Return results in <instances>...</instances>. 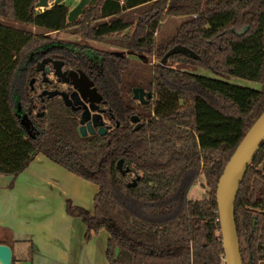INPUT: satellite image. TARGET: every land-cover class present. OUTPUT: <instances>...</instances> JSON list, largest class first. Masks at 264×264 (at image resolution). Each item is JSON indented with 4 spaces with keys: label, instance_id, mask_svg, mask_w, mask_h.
<instances>
[{
    "label": "trees",
    "instance_id": "1",
    "mask_svg": "<svg viewBox=\"0 0 264 264\" xmlns=\"http://www.w3.org/2000/svg\"><path fill=\"white\" fill-rule=\"evenodd\" d=\"M38 2L0 0V18L107 43L141 61L157 55L165 63L264 86V0H99L72 23L68 6L38 12ZM166 17L185 21L158 43ZM44 51H52L49 38L0 24V175L17 178L42 154L97 185L93 213L70 200L66 211L85 224L88 241L107 231L109 264H224L217 186L264 113V91L161 64L145 78L126 56L66 53L60 58L95 82L120 125L105 136L82 137L81 112L47 98L29 115L30 131L17 109L27 113L31 107V58ZM137 87L153 91L155 101L138 104ZM120 160L136 175L133 180L119 171ZM201 177L208 193L191 200ZM235 220L243 264H263L264 146L240 186Z\"/></svg>",
    "mask_w": 264,
    "mask_h": 264
},
{
    "label": "rangeland",
    "instance_id": "2",
    "mask_svg": "<svg viewBox=\"0 0 264 264\" xmlns=\"http://www.w3.org/2000/svg\"><path fill=\"white\" fill-rule=\"evenodd\" d=\"M79 2L80 0H64L63 4L68 6L70 10H72L73 8L77 6V4H79ZM45 10L46 9L37 8L38 12H43ZM184 21H185L184 17H166V19L161 24V27L158 32V36L156 37V41L160 43L162 40L174 36ZM0 24L7 25V26L17 28V29H22L25 31H29L35 34L36 36H45L50 39L51 44L52 43L78 44L81 46L85 45V46L92 47V48L99 49V50L115 51V52L123 53V55L126 56L128 59H130L131 62H133L136 65L137 64L139 65L140 70L144 71L145 78H149L150 77L149 74L151 73V71L161 64L165 66L170 65L174 68H180V69L182 68L185 71H188V72L200 75V76L225 81L231 84H235V85H239V86H243V87H247L251 89L264 91V86L262 84L251 82L245 79L235 78V77L221 76L205 68L185 67L184 65L177 63V62L165 63V62H162L158 58L157 55H151L147 59H145V61H141V59L138 58V56L136 55L133 56L129 52H126L118 47L109 45L107 43L95 41L92 39L83 38L80 36H74L71 33L48 32L38 27H33L31 25L13 21L7 18H0ZM21 82H22L21 79L18 78V81L15 85L16 93L20 89ZM62 88L65 89L66 87L63 86ZM145 90L147 93H152L154 95L153 100H152V102H154L155 101L154 92L148 89H145ZM34 98H35L34 104L36 105L37 97L35 96ZM28 128L29 130L31 129L30 126ZM39 156L45 158L46 161L44 162V164H42V166L44 165L46 166L45 171H48L47 176L50 177L45 182L46 185L38 186L40 191L42 192L41 194L42 198L41 197L32 198V195H28L26 199L25 192L22 191L23 189L22 186L21 187L18 186L19 190L12 196V192L15 189L14 188L15 184L14 182L10 181L9 185L6 186L4 190L0 188V191L7 192L5 196L0 197V214H6L7 212L8 214H67L66 205H67L68 200H71L74 205L82 206L85 209L89 210L91 213H93L94 212V197L98 193L99 187L93 183L85 181L84 179L72 174L75 178L73 182H69V180H65L61 184V185L65 184V187L59 186L58 187L59 189H55V185H52V183L56 181L54 179L60 180V177L63 173L70 176L69 174H71V172L69 173V171L59 166L58 164L54 163L53 161L47 159L43 155H39ZM135 176L136 175L134 173H130L127 175V179L131 181L135 178ZM60 183L61 182H59V184ZM204 185H205V179L204 177H201V181L199 182V184L191 188L189 192V199L202 200L208 193V189L205 188ZM34 190L38 191V188L36 187ZM32 193L36 194V192H32ZM103 232L104 234L107 235V238L109 239V234L107 233V231L103 230ZM86 241L89 242L88 240ZM96 244L97 246H99V241H96ZM102 255L104 256V262L108 264L106 257H105V252H102Z\"/></svg>",
    "mask_w": 264,
    "mask_h": 264
},
{
    "label": "crops",
    "instance_id": "3",
    "mask_svg": "<svg viewBox=\"0 0 264 264\" xmlns=\"http://www.w3.org/2000/svg\"><path fill=\"white\" fill-rule=\"evenodd\" d=\"M45 161L38 155L17 178L0 175V188L4 190L12 181L15 184L12 196L19 190L18 186H22L26 199L28 195L42 198L38 186L46 185L45 182L50 178L47 176L48 171H45L46 166H42ZM69 175L63 173L60 180L54 179L56 181L51 183L55 189L65 187V184L61 185L65 180H75L74 174ZM36 187L38 191L34 190ZM5 194L7 192L0 191V197ZM86 232L87 227L82 220L68 214H0V242L12 244L14 264H106L102 252H105L106 257L107 235L101 230L87 242ZM96 241H99V246Z\"/></svg>",
    "mask_w": 264,
    "mask_h": 264
},
{
    "label": "water",
    "instance_id": "4",
    "mask_svg": "<svg viewBox=\"0 0 264 264\" xmlns=\"http://www.w3.org/2000/svg\"><path fill=\"white\" fill-rule=\"evenodd\" d=\"M99 0H80L79 4L69 12L68 22L72 23L77 21L84 13L88 6L95 5ZM64 0H39L37 3V8H42L49 10L54 6L62 5ZM246 29L239 33L240 36L244 35ZM63 63L57 62L55 64L56 74L63 78L64 82H69L70 79L77 81L79 78V73L70 72L69 77L65 78L67 73H63L61 70ZM43 75L46 77L47 73ZM81 80L92 86L93 83L90 82L84 73L80 74ZM44 81H47L46 79ZM46 92L45 94H47ZM59 95L58 92L49 93L50 98ZM65 100L67 106H72L69 97L66 93L60 94ZM147 98V100L145 99ZM153 94L147 93L143 88L134 89V99L140 101L142 104L147 105L152 99ZM95 99H97L95 97ZM133 124H138L137 129L141 128L139 124V117L133 116L131 118ZM83 123V122H82ZM94 126H99L101 123L96 122V117H93ZM92 123L88 125H83L80 128V133L82 137H87L88 131L90 135H94L96 132L93 128ZM99 135L105 136L106 129L101 127L99 130ZM264 146V113L258 118L255 124L248 131L233 156L231 157L229 163L227 164L222 176L219 179V183L216 191L218 213L220 230L222 236V244L224 249V256L222 258L224 264H243L241 250H240V240L238 236V230L235 220V203L238 197L240 186L244 180V177L249 169V167L255 161L259 151ZM118 169L123 176L129 174L130 169L124 168V160L118 162ZM136 185V182L129 184V187ZM256 219L254 218L253 227H255ZM13 252L12 248L8 245L0 244V264H12Z\"/></svg>",
    "mask_w": 264,
    "mask_h": 264
},
{
    "label": "flooded vegetation",
    "instance_id": "5",
    "mask_svg": "<svg viewBox=\"0 0 264 264\" xmlns=\"http://www.w3.org/2000/svg\"><path fill=\"white\" fill-rule=\"evenodd\" d=\"M51 48L52 51H44L41 52L38 56L31 58V60L35 62V75L31 78V82H30L32 88L31 107L27 113L24 112L19 106L17 109L23 125L27 129H29L28 127L30 126L31 128L30 131H32V121L29 115L37 114L38 112L36 109L40 108L41 103L47 100V98H49L50 100L57 98L62 100L67 108L81 112L80 128L83 125H88V123L93 124L94 116L96 117V122L101 123V125L99 126H94L93 124V128L96 132L95 134H99V130L101 127L106 129V134H107L109 131H112L116 126H119L120 122L110 112V109L108 107V102L104 99L102 94L96 91L97 88L95 82L92 79H90V77H88L87 74L81 71L80 69L73 68L71 65L68 64V62L65 59L60 58V56L65 57L66 53L69 54L73 52L74 54L79 52L82 53L84 51L93 52L96 50L107 52L114 55H119L121 57H124L123 53L115 52V51H104V50L88 47L85 45L81 46L78 44H67V43H60V44L52 43ZM57 62L63 63L61 70L63 73H67L65 78H68L69 73L73 71L79 73L78 80L73 81L72 79H70L69 82H64L63 78L59 77L56 74L55 64ZM47 71L49 72L45 77L43 74L46 73ZM81 73H84L87 76L88 80L93 83L92 86H89L87 83L81 80V76H80ZM45 79L47 81H44ZM63 86H65L66 88L63 89L62 88ZM137 88H142V87H137ZM143 89L145 90V88ZM46 92L48 93L45 94ZM51 92H58L59 95L50 98L49 93ZM62 93L67 94L70 102H72V106H67L65 100L60 95ZM35 96L37 97L36 105L34 104ZM95 97L97 99H95ZM153 97L149 101V104L152 102ZM145 99L147 100L146 97ZM136 102L138 104H142L140 101H136ZM87 131L88 134L90 135L89 130Z\"/></svg>",
    "mask_w": 264,
    "mask_h": 264
}]
</instances>
